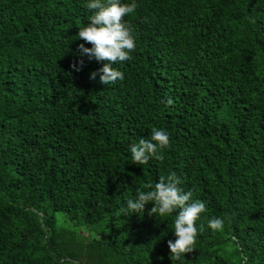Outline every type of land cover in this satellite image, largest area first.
Returning <instances> with one entry per match:
<instances>
[{"label": "trees", "instance_id": "1", "mask_svg": "<svg viewBox=\"0 0 264 264\" xmlns=\"http://www.w3.org/2000/svg\"><path fill=\"white\" fill-rule=\"evenodd\" d=\"M86 2L0 0V264H179L174 215L121 212L170 171L207 204L185 264H264V0H137L106 86L75 55ZM154 127L163 159L131 164Z\"/></svg>", "mask_w": 264, "mask_h": 264}, {"label": "clouds", "instance_id": "2", "mask_svg": "<svg viewBox=\"0 0 264 264\" xmlns=\"http://www.w3.org/2000/svg\"><path fill=\"white\" fill-rule=\"evenodd\" d=\"M138 7L137 0L124 3L123 0H87L86 8L91 11L88 22L79 29L77 39L91 44L85 47L78 45L75 55L87 57L89 61H106L97 71L90 73L89 79L99 76V83L104 86L114 84L124 78V74L114 65L132 58L136 49V40L132 28L124 20L133 14ZM78 65H72L74 71L83 67V59ZM171 104L172 100L166 101ZM170 146V137L166 130L152 128L150 139L140 138L127 151L130 153L131 164L147 165L150 160H162L163 153ZM182 181L174 171L161 175L154 184L144 185L146 190H138L124 202L121 212L125 216L143 215L146 205L151 204L149 216L171 217L174 215L172 232L174 240L167 242L171 261L185 264V254L192 253L197 236L202 230L198 224L201 215L206 213L205 201L194 197V190L187 191L181 186ZM225 220L221 217L208 218L207 228L214 232L223 231Z\"/></svg>", "mask_w": 264, "mask_h": 264}, {"label": "rangeland", "instance_id": "3", "mask_svg": "<svg viewBox=\"0 0 264 264\" xmlns=\"http://www.w3.org/2000/svg\"><path fill=\"white\" fill-rule=\"evenodd\" d=\"M81 234L83 235V236H86L87 235V232L86 231H81Z\"/></svg>", "mask_w": 264, "mask_h": 264}]
</instances>
